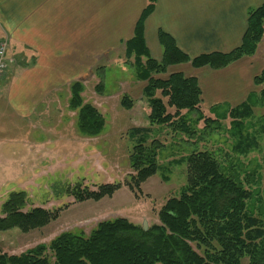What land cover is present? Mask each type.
Returning a JSON list of instances; mask_svg holds the SVG:
<instances>
[{
	"label": "trees",
	"instance_id": "obj_1",
	"mask_svg": "<svg viewBox=\"0 0 264 264\" xmlns=\"http://www.w3.org/2000/svg\"><path fill=\"white\" fill-rule=\"evenodd\" d=\"M154 5L155 0H147L133 36L124 43V54L132 59L136 79L145 82L142 97L149 108V124L167 125L189 133L192 130L187 112H196L197 119L205 124L216 121L203 114L196 78L186 77L181 72H170L166 78L157 75L166 74L168 67L175 64L189 62L193 67L217 69L252 55L264 35V2L249 11L241 42L229 52H211L190 58L169 34L160 30L158 41L162 54L159 60L150 56L143 36V22ZM253 80L255 85H262L258 96L264 102V69ZM99 86L100 83L95 86L97 91H100ZM83 90L82 81L70 83L68 107L75 112L77 131L82 136L94 137L101 133L104 117L97 107L84 101ZM253 96L255 94L231 107L228 113L236 146L245 143V150L250 143L241 133V127L256 104ZM120 106L130 109L133 100L123 94ZM183 110L186 113H182ZM150 130L149 126L130 130L138 138L129 155L134 173L129 174L128 180L96 184L95 189L77 181L66 187V195L74 201L97 200L111 195L122 184L139 191L140 184L159 167L156 157L162 145L156 139L146 143ZM186 162L187 182L180 195L165 201L157 213L159 222L146 231L124 217L106 218L97 221L88 232L80 227L64 230L48 244L39 243L20 254H8L0 249V264H240L244 256L248 257V264H264V220L248 205L252 189L247 188L246 182L235 172L224 170L207 150L191 152ZM27 198L23 190L8 193L0 203V231L14 227L28 231L43 226L69 204L51 209L26 208Z\"/></svg>",
	"mask_w": 264,
	"mask_h": 264
},
{
	"label": "rangeland",
	"instance_id": "obj_2",
	"mask_svg": "<svg viewBox=\"0 0 264 264\" xmlns=\"http://www.w3.org/2000/svg\"><path fill=\"white\" fill-rule=\"evenodd\" d=\"M110 58H102L94 79L90 77L82 82L84 101L97 107L104 117L99 135L81 140L75 116H67L65 121L60 119L63 114L59 111L65 109L63 105L51 106L37 128L20 121V128L16 129L13 127L16 124L6 116L0 119L2 143L10 138L18 141L4 145V152H12L13 158L8 154L7 160H0V203L13 190L27 193L26 208L51 209L69 203L43 226L28 231L16 227L0 231V249L8 254H20L39 243L48 244L64 230L80 227L88 232L97 221L106 218L124 217L140 226L146 220L149 228L159 222L157 213L165 201L180 195L187 182V156L197 150L209 151L224 170L235 172L246 182V187L253 191L248 205L264 220V102L259 96H253L256 104L252 114L242 122L241 133L250 143L245 150V143L236 146L237 139L228 115L230 108L205 109L203 114L216 120L207 124L197 119L196 112L183 110L192 130L189 133L167 125L149 124V108L142 97L145 82L136 79L132 59L126 58L124 52H117L113 59ZM167 74L157 76L166 78ZM99 83L100 91H97L95 86ZM123 94L133 100L130 109L120 106ZM136 126L150 127L146 143L156 139L162 145L156 157L159 167L140 184V190L135 192L122 184L111 195L97 200L74 201L67 196L66 187L77 181L95 189L96 184L129 179V174L134 173L129 155L138 138L130 130ZM63 134L68 139L60 140ZM26 141H42L43 144L32 149L28 144L24 146ZM240 264H248V257H242Z\"/></svg>",
	"mask_w": 264,
	"mask_h": 264
},
{
	"label": "crops",
	"instance_id": "obj_3",
	"mask_svg": "<svg viewBox=\"0 0 264 264\" xmlns=\"http://www.w3.org/2000/svg\"><path fill=\"white\" fill-rule=\"evenodd\" d=\"M263 2L155 0L143 22L145 44L150 56L159 60L161 30L190 58L229 52L241 42L249 11ZM146 4L147 0H0V36L7 37L6 53L13 59L0 78V119L6 116L16 129L20 121L37 128L50 107L58 105L65 107L59 111L63 114L60 119L74 117L68 107L70 83L94 79L102 58L113 59L117 52H124V43L133 36ZM263 69L264 35L252 55L222 68L193 67L187 62L169 66L168 73L196 78L205 111L227 110L251 94L258 95L262 85H255L253 79ZM59 139L68 137L63 134ZM9 142L18 141L0 140L1 161L8 154L13 158L12 152H4ZM27 144L34 149L43 142L26 141L24 146Z\"/></svg>",
	"mask_w": 264,
	"mask_h": 264
},
{
	"label": "built area",
	"instance_id": "obj_4",
	"mask_svg": "<svg viewBox=\"0 0 264 264\" xmlns=\"http://www.w3.org/2000/svg\"><path fill=\"white\" fill-rule=\"evenodd\" d=\"M7 37H0V78L4 75L7 70L8 63L12 62L13 59L7 56Z\"/></svg>",
	"mask_w": 264,
	"mask_h": 264
},
{
	"label": "water",
	"instance_id": "obj_5",
	"mask_svg": "<svg viewBox=\"0 0 264 264\" xmlns=\"http://www.w3.org/2000/svg\"><path fill=\"white\" fill-rule=\"evenodd\" d=\"M142 229H143L144 231H146V230L148 229V226H147V222H146V220H144L143 223H142Z\"/></svg>",
	"mask_w": 264,
	"mask_h": 264
}]
</instances>
